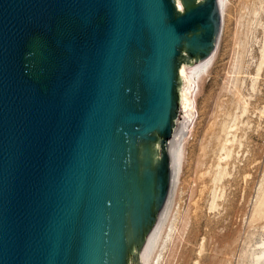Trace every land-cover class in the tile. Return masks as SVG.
Here are the masks:
<instances>
[{"label":"water","instance_id":"obj_1","mask_svg":"<svg viewBox=\"0 0 264 264\" xmlns=\"http://www.w3.org/2000/svg\"><path fill=\"white\" fill-rule=\"evenodd\" d=\"M219 0H0V264H147Z\"/></svg>","mask_w":264,"mask_h":264},{"label":"rangeland","instance_id":"obj_2","mask_svg":"<svg viewBox=\"0 0 264 264\" xmlns=\"http://www.w3.org/2000/svg\"><path fill=\"white\" fill-rule=\"evenodd\" d=\"M211 57L196 81L181 169L147 264H255L262 249L264 0L223 1Z\"/></svg>","mask_w":264,"mask_h":264},{"label":"bare ground","instance_id":"obj_3","mask_svg":"<svg viewBox=\"0 0 264 264\" xmlns=\"http://www.w3.org/2000/svg\"><path fill=\"white\" fill-rule=\"evenodd\" d=\"M223 1L224 0H219V6H220V8H221V13H222V17H223ZM218 43H219V38H218V41H217V43H216V48H217V46H218ZM216 48L214 49V51L216 50ZM214 51H213V53H214ZM213 53L209 56V57H206V58H204V59H202V63H201V67H200V70H199V74H198V80H202V79H204L206 76H207V74L210 72V60H211V56L213 55ZM188 115H190V113H188ZM190 117H192V115H190ZM227 140H229V139H227ZM225 145V144H224ZM181 146V145H180ZM224 149H225V147H224ZM179 152L177 153V155H176V159H175V162H174V166H173V170H172V173H171V184H170V192H169V196H170V194H171V191H172V189H173V184H174V181H175V178H176V176H177V174L179 173V171H180V169H181V164H182V158H183V156H184V150H182L181 151V148H179ZM225 154H229V152L228 153H225ZM227 155H225V156H227ZM224 173V172H223ZM169 196H168V198H167V201H166V203H165V205H164V207H163V209L161 210V214H160V217H159V221H158V225H157V228H156V232H155V236H154V239H153V243H152V246H153V244H154V242H155V240H156V237L158 236L157 234H158V232H159V230H160V226H161V218L163 217L162 216V214H163V212H164V210H165V207H166V205H167V202H168V200H169ZM162 216V217H161ZM163 219V218H162ZM158 238V237H157ZM155 245V244H154ZM153 249V248H152ZM260 251V250H259ZM149 259V258H148ZM263 260H264V242L262 243V249H261V252L259 253V254H257V255H255V260H254V262H255V264H257V263H259L260 262V264H261V261L263 262ZM264 264V263H263Z\"/></svg>","mask_w":264,"mask_h":264}]
</instances>
